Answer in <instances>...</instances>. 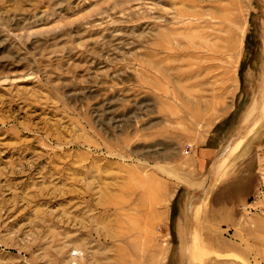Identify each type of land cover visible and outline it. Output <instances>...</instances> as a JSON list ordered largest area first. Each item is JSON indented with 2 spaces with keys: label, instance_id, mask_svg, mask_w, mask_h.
Wrapping results in <instances>:
<instances>
[{
  "label": "rangeland",
  "instance_id": "rangeland-1",
  "mask_svg": "<svg viewBox=\"0 0 264 264\" xmlns=\"http://www.w3.org/2000/svg\"><path fill=\"white\" fill-rule=\"evenodd\" d=\"M0 264H264V0H0Z\"/></svg>",
  "mask_w": 264,
  "mask_h": 264
},
{
  "label": "crops",
  "instance_id": "crops-1",
  "mask_svg": "<svg viewBox=\"0 0 264 264\" xmlns=\"http://www.w3.org/2000/svg\"><path fill=\"white\" fill-rule=\"evenodd\" d=\"M214 155V146L209 145L200 151L199 162L200 164L208 163Z\"/></svg>",
  "mask_w": 264,
  "mask_h": 264
}]
</instances>
